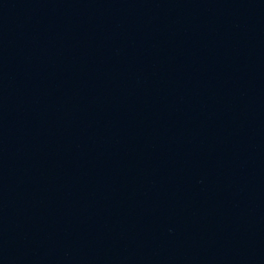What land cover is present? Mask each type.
Instances as JSON below:
<instances>
[{
	"label": "water",
	"instance_id": "obj_1",
	"mask_svg": "<svg viewBox=\"0 0 264 264\" xmlns=\"http://www.w3.org/2000/svg\"><path fill=\"white\" fill-rule=\"evenodd\" d=\"M31 0H0V65Z\"/></svg>",
	"mask_w": 264,
	"mask_h": 264
}]
</instances>
